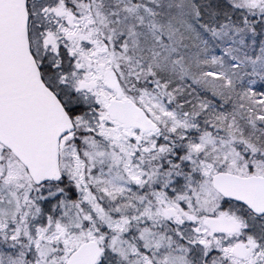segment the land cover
I'll list each match as a JSON object with an SVG mask.
<instances>
[{"label":"snow or ice","instance_id":"obj_1","mask_svg":"<svg viewBox=\"0 0 264 264\" xmlns=\"http://www.w3.org/2000/svg\"><path fill=\"white\" fill-rule=\"evenodd\" d=\"M0 264H264V0H0Z\"/></svg>","mask_w":264,"mask_h":264}]
</instances>
